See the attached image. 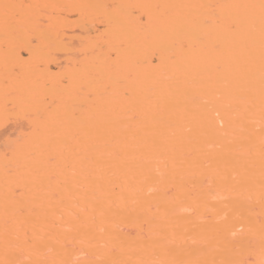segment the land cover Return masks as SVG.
I'll use <instances>...</instances> for the list:
<instances>
[{"label":"bare ground","instance_id":"6f19581e","mask_svg":"<svg viewBox=\"0 0 264 264\" xmlns=\"http://www.w3.org/2000/svg\"><path fill=\"white\" fill-rule=\"evenodd\" d=\"M0 264H264V0H0Z\"/></svg>","mask_w":264,"mask_h":264}]
</instances>
